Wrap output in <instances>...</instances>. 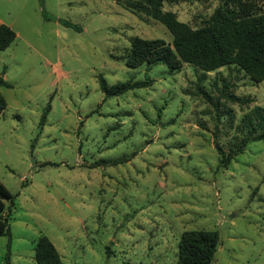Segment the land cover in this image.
<instances>
[{
  "label": "rangeland",
  "instance_id": "rangeland-1",
  "mask_svg": "<svg viewBox=\"0 0 264 264\" xmlns=\"http://www.w3.org/2000/svg\"><path fill=\"white\" fill-rule=\"evenodd\" d=\"M137 1L7 3L17 38L0 51L10 84L0 87V181L13 200L0 264L8 254L10 264H36L41 236L63 264H178L183 234L200 230L219 233L212 264H264V141L248 142L227 168L219 153L257 137L264 81L237 65L130 69L135 38L173 42L133 12ZM238 1L264 13V0H179L163 11L199 29ZM100 76L151 85L105 99Z\"/></svg>",
  "mask_w": 264,
  "mask_h": 264
},
{
  "label": "trees",
  "instance_id": "trees-1",
  "mask_svg": "<svg viewBox=\"0 0 264 264\" xmlns=\"http://www.w3.org/2000/svg\"><path fill=\"white\" fill-rule=\"evenodd\" d=\"M179 0H140L130 4L134 13H144L164 25L173 36L171 44L163 40L135 38L126 56V65L136 69L142 65L164 64L171 72L180 71L184 64H193L204 72H212L229 65H237L254 81H264V13L254 11V5L238 1L234 6L228 3L220 6L208 24L192 29L177 20L172 12H164V3ZM45 20L52 18L43 12ZM60 23L77 32L83 29L69 21ZM16 33L8 26H0V51L7 50L16 40ZM99 83L105 99L120 96L131 90L151 85V81L126 82L109 86L100 76ZM0 87L10 84L0 77ZM7 104L0 95V116ZM262 112V114H261ZM259 119L258 127L252 134L254 139H246L236 151L225 153L221 149L220 167L227 168L230 162L243 152L250 141H264V109L254 110ZM13 200L11 191L0 181V236H11L10 214H6L7 201ZM220 244L216 231H188L181 238L178 264H212ZM36 264H63L50 239L41 236L35 248ZM10 264V255L6 257Z\"/></svg>",
  "mask_w": 264,
  "mask_h": 264
},
{
  "label": "crops",
  "instance_id": "crops-1",
  "mask_svg": "<svg viewBox=\"0 0 264 264\" xmlns=\"http://www.w3.org/2000/svg\"><path fill=\"white\" fill-rule=\"evenodd\" d=\"M4 1L5 0L0 1V26L6 25L14 31L15 30L14 24L16 23L15 18H13L12 23L8 22L9 18L12 15V12H11V9L9 7V4H7V3L11 0H6L5 3H4ZM16 35H17V33H16Z\"/></svg>",
  "mask_w": 264,
  "mask_h": 264
}]
</instances>
